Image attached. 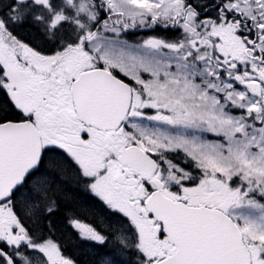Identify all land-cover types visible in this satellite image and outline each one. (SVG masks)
Returning a JSON list of instances; mask_svg holds the SVG:
<instances>
[{
  "label": "snow or ice",
  "instance_id": "snow-or-ice-1",
  "mask_svg": "<svg viewBox=\"0 0 264 264\" xmlns=\"http://www.w3.org/2000/svg\"><path fill=\"white\" fill-rule=\"evenodd\" d=\"M52 171L93 264H264V0H0V264H80Z\"/></svg>",
  "mask_w": 264,
  "mask_h": 264
},
{
  "label": "flooded vegetation",
  "instance_id": "flooded-vegetation-1",
  "mask_svg": "<svg viewBox=\"0 0 264 264\" xmlns=\"http://www.w3.org/2000/svg\"><path fill=\"white\" fill-rule=\"evenodd\" d=\"M27 29L21 28L18 31L21 35L25 36L22 31ZM26 37V36H25ZM11 114L13 117L16 116L14 110H12ZM52 175V176H51ZM49 176L55 181L54 186L60 184H70L69 188L73 191H76L79 195H81L80 202L86 205L94 204L99 214L94 216L90 214L75 212L64 206L65 202L72 201V199H59V204L57 211L55 214L50 218L52 223L55 226V235L58 240L63 242L66 247V253L70 256H73L77 259L80 264H93L95 260V252H103L107 251L109 247L112 246V241H109V244L104 248H100L99 246H94L90 243L81 241L77 238L76 232L73 230L72 227L69 225V217L75 214L78 216L82 222L88 223L90 225H95L100 227L102 222L106 223L108 219L112 218V214L106 209V207L96 198L85 186L83 182H78L74 176V174L69 171L63 179L60 177V173L58 171H52L49 173ZM59 219L60 224H58L56 219Z\"/></svg>",
  "mask_w": 264,
  "mask_h": 264
},
{
  "label": "trees",
  "instance_id": "trees-1",
  "mask_svg": "<svg viewBox=\"0 0 264 264\" xmlns=\"http://www.w3.org/2000/svg\"><path fill=\"white\" fill-rule=\"evenodd\" d=\"M22 33L27 37L30 35L31 29L27 28V29L23 30ZM152 34H166V33L159 32V30H158V33H152ZM167 34L173 35V33H167ZM142 35H145V33L132 32V33L128 34V39L130 41L134 42L135 40H137ZM10 114H13L12 111ZM60 185L61 186H59V188H60L61 193H62L60 199H62V200L72 199V201H68V202L64 203L65 207H67L71 210H74L75 212L90 214L92 216L99 214L98 209L94 204L91 203L89 205H86V204L80 202L81 195H79L76 191L71 190L69 188L70 184H60ZM56 220H57L58 224L61 223V221L59 222L58 218Z\"/></svg>",
  "mask_w": 264,
  "mask_h": 264
}]
</instances>
